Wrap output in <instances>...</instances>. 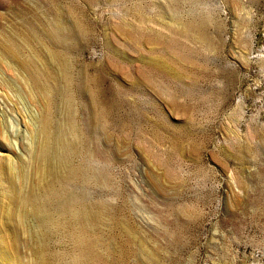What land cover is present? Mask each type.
<instances>
[{
	"label": "rangeland",
	"instance_id": "rangeland-1",
	"mask_svg": "<svg viewBox=\"0 0 264 264\" xmlns=\"http://www.w3.org/2000/svg\"><path fill=\"white\" fill-rule=\"evenodd\" d=\"M0 115V264H264V0H0Z\"/></svg>",
	"mask_w": 264,
	"mask_h": 264
},
{
	"label": "bare ground",
	"instance_id": "bare-ground-1",
	"mask_svg": "<svg viewBox=\"0 0 264 264\" xmlns=\"http://www.w3.org/2000/svg\"><path fill=\"white\" fill-rule=\"evenodd\" d=\"M49 36H51L53 41H55L56 43H59V44H63L66 41L67 34L62 30V26L60 25V22L56 17H55V22L53 24V28L49 32ZM48 120H49V113H48V111H46L45 115H43V117L41 119L42 129H41L40 133H41L42 140H41V147H39V152L41 153V160L45 164L47 163V161L44 157L45 156L44 154H46L47 149L50 148L49 147L50 140H48L49 134H48V129H47L48 124H49ZM3 129H4L3 128V119L1 118V115H0V148H3L5 146V145H3V143H1V141L4 140V138L7 140V137L6 136L4 137ZM74 152H75V149L72 148L71 145H68L65 143L61 147V152L58 153V155H57V156H59V159H61V161L65 165V171H68L69 175L66 177V180H65V182H67V183L73 182L76 179V176L81 173V171L79 169H76V168H73L70 166V158ZM35 164H34V171H42V170L48 171L47 165L45 166V165L41 164L39 166L38 165L35 166ZM0 171H7L6 165L4 162H0ZM77 199H78V197L76 195H74L72 193L67 194V199H65V201L63 202V207L67 208V209L71 208V207H75L77 205ZM58 204H60V203H58ZM60 206H62V205H60ZM82 232H83V230L80 231V233H82Z\"/></svg>",
	"mask_w": 264,
	"mask_h": 264
}]
</instances>
